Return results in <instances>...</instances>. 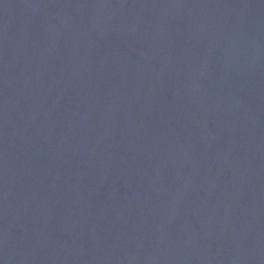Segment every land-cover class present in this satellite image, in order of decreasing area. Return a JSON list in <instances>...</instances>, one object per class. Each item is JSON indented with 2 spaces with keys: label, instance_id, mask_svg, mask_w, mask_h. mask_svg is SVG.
<instances>
[{
  "label": "water",
  "instance_id": "95a60500",
  "mask_svg": "<svg viewBox=\"0 0 264 264\" xmlns=\"http://www.w3.org/2000/svg\"><path fill=\"white\" fill-rule=\"evenodd\" d=\"M0 264H264V0H0Z\"/></svg>",
  "mask_w": 264,
  "mask_h": 264
}]
</instances>
